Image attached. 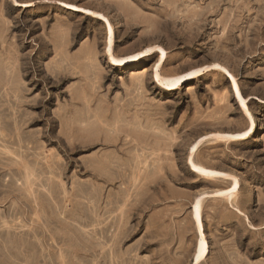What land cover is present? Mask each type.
<instances>
[{"label": "rangeland", "instance_id": "rangeland-1", "mask_svg": "<svg viewBox=\"0 0 264 264\" xmlns=\"http://www.w3.org/2000/svg\"><path fill=\"white\" fill-rule=\"evenodd\" d=\"M195 204L264 264V0H0V264H193Z\"/></svg>", "mask_w": 264, "mask_h": 264}, {"label": "bare ground", "instance_id": "bare-ground-1", "mask_svg": "<svg viewBox=\"0 0 264 264\" xmlns=\"http://www.w3.org/2000/svg\"><path fill=\"white\" fill-rule=\"evenodd\" d=\"M18 5H20V4H18ZM63 6L66 7V8H69L73 12L88 13V14H92V15L96 14V13H93L92 11H90V10H85V9H82V8H79V7H76V6H72V5L64 4ZM152 33L154 34L153 37H156V36L159 37L160 36V33H158V32L152 31ZM148 51L149 50H145L143 52L137 53L135 55H132L130 57H127V58L121 59V60L114 59L111 56V54L109 52V49L107 51V54H108L109 62L112 65L122 66V65H125L127 63H131V62H134V61H138L141 58H144V57L148 56L150 54V53H148ZM157 53L159 54V62L162 65L166 64V62H167V56H166L165 51H163L162 49H158V52ZM219 68H221V67H219ZM221 69H223V68H221ZM203 74H204L203 70L196 69V70L191 71V72H189V73H187V74H185L183 76H180V77H178V78H176L174 80H164L163 76H161V73H158L155 70L154 77L153 78L163 88H166V90H174V89H177L178 87H180L183 83L187 82L188 80H192L194 78L201 77V76H203ZM226 74L230 77L231 81L234 82L233 77L229 73H227V72H226ZM132 75H133V73H132ZM142 79H143V77L142 78H134V80H136L137 82H140V86L141 87H142V82H143V81H141ZM141 87H139V88H141ZM233 87H234L235 96L240 100V103H241L242 107L244 108L245 107L244 106V100L240 97V94H239L238 90L236 89L235 85H233ZM136 88H137V86H136ZM251 132H252V127H250L243 134H239V135H227L226 137L236 138V140H242L246 136H248ZM192 155H193V158L196 157V152H193V150H191V152H190L189 160L191 159ZM190 167H191V172L194 173V174L202 175L204 177H213V175H214V172L208 171V170H206L204 168H198V167L194 166L193 164H191ZM234 188H235V186H233L232 189H231L232 198L235 197V194H233ZM192 218H193L194 223H195V228H197V230L199 232V235H200L199 243H198V245H197V247L195 249L194 255H193V264H201V263H203L206 260V257L208 255V247H207L206 243L204 242V240L202 239L203 234L201 232L200 210H199L197 204L194 205L193 212H192Z\"/></svg>", "mask_w": 264, "mask_h": 264}]
</instances>
